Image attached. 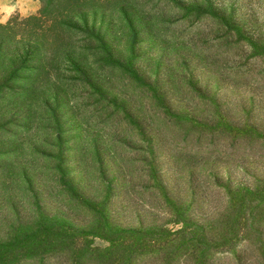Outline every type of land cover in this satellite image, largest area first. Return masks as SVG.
Here are the masks:
<instances>
[{
  "label": "rangeland",
  "instance_id": "rangeland-1",
  "mask_svg": "<svg viewBox=\"0 0 264 264\" xmlns=\"http://www.w3.org/2000/svg\"><path fill=\"white\" fill-rule=\"evenodd\" d=\"M64 1L0 0V264H264V0Z\"/></svg>",
  "mask_w": 264,
  "mask_h": 264
},
{
  "label": "trees",
  "instance_id": "trees-1",
  "mask_svg": "<svg viewBox=\"0 0 264 264\" xmlns=\"http://www.w3.org/2000/svg\"><path fill=\"white\" fill-rule=\"evenodd\" d=\"M75 0H65V3H71L74 2ZM64 4V3H63ZM55 5H52V2H49L46 4L45 10H43V14H41L39 17H33L32 22H35L37 24V27H35L34 31L32 30L29 35H34L43 37L45 36V32H50L53 31L55 33L56 30L60 29V24L58 23L59 18L61 19L63 17L65 9L59 11L57 15H59L57 18H54L53 20H45L43 21V15H50L55 9ZM57 12V11H56ZM55 12V13H56ZM48 22V24H47ZM47 24V26H45ZM14 23L13 21L9 22L5 26H0V48L1 49H7L9 48V43L15 42V43H20V40H17V37H15V30H14ZM43 34V35H42ZM23 36L25 35L24 33L22 34ZM58 35V33H57ZM49 39V37L47 38ZM36 54H39L41 52L37 51L35 52ZM35 53L30 57L33 58V60H42L40 55H35ZM42 67L39 66V68L36 70L35 75H39ZM4 85V84H3ZM2 85V86H3ZM101 237V236H100Z\"/></svg>",
  "mask_w": 264,
  "mask_h": 264
},
{
  "label": "clouds",
  "instance_id": "clouds-1",
  "mask_svg": "<svg viewBox=\"0 0 264 264\" xmlns=\"http://www.w3.org/2000/svg\"><path fill=\"white\" fill-rule=\"evenodd\" d=\"M6 21L5 20H0V23H5Z\"/></svg>",
  "mask_w": 264,
  "mask_h": 264
}]
</instances>
